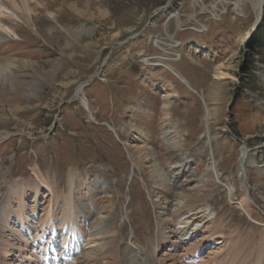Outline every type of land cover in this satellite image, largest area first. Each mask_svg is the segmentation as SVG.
<instances>
[{"label":"rangeland","instance_id":"1","mask_svg":"<svg viewBox=\"0 0 264 264\" xmlns=\"http://www.w3.org/2000/svg\"><path fill=\"white\" fill-rule=\"evenodd\" d=\"M6 1L10 6L0 4L1 15L12 19L16 33L0 24L7 35L0 40V66L13 65V87L0 91V133L9 132L0 140V204L9 186L33 180L39 169L59 194L53 202L58 238L69 218L63 205L71 201L67 240L70 235L71 243L95 249L79 252L74 260L91 262L79 264H169L199 248L219 264L233 262L225 251L238 249V262L253 264L255 250L249 248L264 236V17L256 24L253 4L243 3V16L226 4L216 18L194 0H39L43 5L35 2L32 14ZM215 1L201 5L210 9ZM172 12L180 14L181 28L176 17L165 23ZM158 36L179 42L164 44L179 50V59L153 43ZM217 68L225 74L217 76ZM247 146L251 215L237 205L245 192L240 152ZM140 150L143 158L148 151L156 157L163 185L155 161L139 158ZM212 160L220 183L212 176ZM70 168L76 179L68 199ZM225 183L236 185L233 199ZM44 188L30 237L42 235L52 204ZM29 194L33 215L35 192ZM192 196L196 202L189 205ZM211 234L214 241H206ZM31 244L18 261L9 256L6 262L0 248V264H39L41 247Z\"/></svg>","mask_w":264,"mask_h":264},{"label":"bare ground","instance_id":"2","mask_svg":"<svg viewBox=\"0 0 264 264\" xmlns=\"http://www.w3.org/2000/svg\"><path fill=\"white\" fill-rule=\"evenodd\" d=\"M38 1L39 0H10V2L12 4L19 6L20 9L26 11L28 14H32L34 12V10H35V6H34L35 4L34 3L35 2L38 3L39 5L41 4L40 1L39 2ZM245 2H251L253 4L254 12H256V16H257L256 24H258L259 20L263 19V17H264V0H218V1H215L211 5L210 9H207L204 7V5H201V0H194L193 1V3L195 5L201 6V10L203 12L209 11V12L213 13L214 17H216V18H220V16L222 15L220 13L221 10L227 9L225 7L226 4L232 5V11L236 12L238 15H240V16L245 15L246 12H245L244 7H243V3H245ZM0 4L4 5V6L6 5V6H8V8L10 6L6 0H0ZM41 5H43V4H41ZM219 5L222 6V9L219 7ZM1 14H2V11L0 10V24L4 23V26L9 28L13 33H16V27L13 25L12 19L8 16H6V17L2 16ZM172 17H176L178 19L177 26L179 28H181L182 26L180 24V14H178L177 12L170 13L168 15L167 21L165 23L167 24L169 22V20L172 19ZM193 18L195 21L198 22L196 14H193ZM200 27H203L204 29H206V27L204 26L203 23L200 24ZM6 36L7 35H5V33L0 31V40H1V38L6 37ZM152 40H153V43H155V45L158 48H160L162 51L167 52V53L175 52L176 59L180 58L179 50H177V49L172 50L171 48H168V47L166 48V46H164V44H167L171 47H173V46L175 47V46L180 45L179 42L174 37L169 36L168 41L162 37H159V36L153 37ZM160 57L166 58V57H163L162 55H160L159 58ZM149 60H150V58L146 56L145 61L150 63ZM159 64L164 66L166 69L172 71L173 73H175L177 76H179V78L181 80H183L184 82L187 83L186 79L180 73H178V71H176L175 68L172 67L169 63H167L165 61H161V62H159ZM12 66L13 65H10V64L7 66L6 65L0 66V86L3 84L0 91L5 90L6 92H9V89H11V87H13L12 85L9 86L10 84H8L10 82V76H9L8 68L11 69ZM5 70H6V72H5ZM216 70H217V73H216L217 76L225 74L223 71H220L219 68H217ZM10 75H12V74H10ZM220 78H223V77H220ZM7 79H9V80L7 82H4ZM7 84H8V86H7ZM15 84H17V83H15ZM217 86H219V85L217 84ZM216 87H215V89H216ZM82 89H83L82 85H79L77 93L82 94V92H81ZM215 89H212V91H210V95L213 96L216 94ZM16 92L17 91H14V94H16ZM84 102H85V100H84ZM86 103L87 102H85V104ZM209 105H210V103L206 104V113H207L206 114V122H207V124H209V122L213 116L212 109L209 107ZM8 134H9V132H7V131L0 133V140L4 139V137H6ZM167 135H168V133L166 131H164L163 138H167ZM205 138H206L205 141L210 144L211 143L210 142L211 141L210 133H208L207 137H205ZM168 143H169V140H168ZM169 144H172V143H169ZM142 151L143 150L139 151L140 152L139 154H141L139 156V158H141L143 160H144V158H146L147 160L148 159H151L154 161L156 160V157H154L153 153L149 152V151L147 153H145L144 158H143V152ZM249 161H250V157L248 155V146H247L246 148H242V150L240 152V161H239L238 169H239L240 182L243 185L245 192L243 191L244 194L238 198V200H237L238 204L237 205L240 208H242L245 212H247L248 215L249 214L251 215V212H250L251 207L250 206H251V201L254 200V198H253L252 192L250 190H248V184L249 183L247 181V179H248L247 166L249 164ZM210 163L212 165L211 170H212V176L214 178V181L217 183H220L221 178L219 176L218 170H216V169H218L217 164L215 163L214 160H212ZM152 167H153V170L155 171V173L158 172L157 174L160 177V181H161L160 184L163 185L166 180L164 178L163 172L160 171L159 165L156 163V161L152 164ZM34 175H35V178L33 180H25V178L17 180L15 182L17 184L16 189H13V186L11 184L12 187L9 186V189H8L9 191H8L7 195L5 196L3 202L0 204V237L3 240V242H1V244H0V248L2 250V258L6 262H8V260L11 259V258H9V256H13V258H15L17 261H18V259H21L20 257H22V253L23 254L25 253L24 251L28 249V246L31 243H35V244H37V247L38 246L41 247V250L39 251V253L41 254V259L45 257L44 260L46 261L49 259V256L51 254V253H49V256H48V251H50V249L55 250V243L60 242V240H58V235H57L58 234L57 230L59 228V225H58L59 220H57V218H56L57 212L55 211L56 205L54 204L55 201L59 199L58 191L55 187L53 188L52 184L49 182V179H47V177L45 175H43L39 169H34ZM75 179H76V174H75L74 168H70L68 171V189H70V192H69L68 196L65 195V198L70 199L73 196V192H74L73 187L75 186ZM200 180H202V179L200 178ZM165 185H164V187H165ZM227 186L229 188V198L233 199L234 195H235V193H233V192L235 190L236 185L230 184ZM43 188L49 190L50 193L53 195V198L51 201L52 204L49 206V209H48L47 213L45 214L46 215L45 221L40 225V231H42L43 234L41 236H38V234H37V235H35V237H30L31 235H33L32 228H33L34 224L39 221V218H38L39 215L37 212L39 211L40 207L42 206V204L40 203V200H41V195H42L41 190ZM30 192H35V199H34V203H33L34 204L33 215L30 214V204H28V197H29L28 194ZM195 198L196 197H193V196L189 197L188 204L189 205L194 204L196 202ZM60 202H62L61 199H60ZM68 202H71V201H67L63 205V208L65 209V216L64 217H66L67 215L69 217L68 219L66 217L64 223H62V225H61L62 230L65 229V232H66L64 234L63 239H62L63 241L65 239H67L66 234L70 232L69 226L73 225L72 217H71V215L73 214L72 204H68ZM198 202H199V200H198ZM255 203H256V201H255ZM66 207H68V210H66ZM209 214L210 215L215 214L213 212L212 208L209 210ZM16 226L20 227V229H17ZM97 230H98V227H97ZM7 231H9V233H11L9 235V237L5 233ZM92 231H93L92 234L98 233V231H96V228H94ZM24 232H27L29 234V237L33 238V241L30 240V238H26V233H24ZM50 233H53V236L49 240L48 234H50ZM78 235H77V239L80 238V236H78ZM220 235L223 238L226 237V236H223L224 234H222V233ZM36 238H38V239H36ZM212 239L214 241V239H215L214 234H211L210 237H208L206 241L209 240L210 242H212ZM14 240H16L17 242H15ZM30 241H32V242H30ZM54 241H55V243H54ZM223 241H224V239H223ZM223 241L222 240H221V242L215 241L216 242L215 245H218V244L222 243ZM21 243H23L24 245H22ZM102 244H106V243H102ZM206 244H207V242H205V245ZM64 247H67L68 252L63 257H58L59 258V259L57 258L58 262L55 261L54 264H79L81 262L82 263H87V262L91 263L90 260H85V258L82 261L79 259H76V260H74V258L72 259V257H70V250L72 249V244H69V242L67 243V240H65L62 243V248H64ZM229 249H231V248L228 246V249H226V250H229ZM250 249L255 250L254 251V258H253L254 263L253 264H264V236H263V238H261V242L259 243V246L253 247L251 245L249 250ZM83 250H84V252L87 251V254L90 255L94 252L95 249L94 248L93 249H86V248L81 247L78 250V247H75L73 254L76 255L80 251H83ZM16 251H18L20 253L17 254ZM199 251L202 252V248H199L197 251L185 250L181 255H179V258H175L174 261L172 260V262L169 264H219L218 260H217L218 258L216 260H213V259H215V256L208 257V260H207L201 256ZM225 252L227 254L229 252L230 258H233V259H231V261H233L231 263H225L226 261L225 262L223 261L225 264H244L243 262H238L239 257L241 256L240 250L237 249L235 251V249H234L233 253L231 251H225ZM248 253H249V251H248ZM221 254L219 255L220 258H221ZM82 255H83V253H82ZM84 255H86V253ZM229 255H227V256L229 257ZM242 255H244V258H245V255H247V254L243 253ZM227 256H226V258H227ZM223 258L224 257H222V259ZM209 259H212V260H209ZM223 260H225V259H223ZM235 261H236V263H235Z\"/></svg>","mask_w":264,"mask_h":264},{"label":"trees","instance_id":"3","mask_svg":"<svg viewBox=\"0 0 264 264\" xmlns=\"http://www.w3.org/2000/svg\"><path fill=\"white\" fill-rule=\"evenodd\" d=\"M261 41V40H260Z\"/></svg>","mask_w":264,"mask_h":264}]
</instances>
